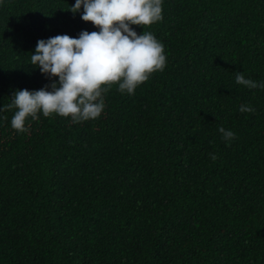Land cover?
<instances>
[{
	"label": "trees",
	"instance_id": "16d2710c",
	"mask_svg": "<svg viewBox=\"0 0 264 264\" xmlns=\"http://www.w3.org/2000/svg\"><path fill=\"white\" fill-rule=\"evenodd\" d=\"M74 3L0 0V264H264V89L235 83L264 81V0H163L132 26L163 43V71L111 85L95 120L17 131L12 93L51 82L37 40L98 30Z\"/></svg>",
	"mask_w": 264,
	"mask_h": 264
},
{
	"label": "clouds",
	"instance_id": "9594fccd",
	"mask_svg": "<svg viewBox=\"0 0 264 264\" xmlns=\"http://www.w3.org/2000/svg\"><path fill=\"white\" fill-rule=\"evenodd\" d=\"M162 5L163 0H75L69 11L79 13L82 21L98 30L37 40L30 52V65L51 82L38 90L16 89L12 93L7 105L14 109L10 126L25 131L28 118L38 119V113L59 115L73 123L95 120L105 107L103 93L113 84L121 94L133 95L151 74L166 67L163 43L151 31L143 29L137 34L132 27L161 21ZM235 83L264 89V81L246 78L239 71ZM4 110L5 106H0V112ZM238 111L255 109L242 104ZM218 132L226 144L236 135L223 126ZM210 157L216 159L215 154Z\"/></svg>",
	"mask_w": 264,
	"mask_h": 264
}]
</instances>
